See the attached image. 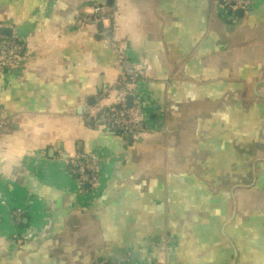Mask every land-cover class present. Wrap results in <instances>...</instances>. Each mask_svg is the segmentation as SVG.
Instances as JSON below:
<instances>
[{
    "label": "crops",
    "instance_id": "1",
    "mask_svg": "<svg viewBox=\"0 0 264 264\" xmlns=\"http://www.w3.org/2000/svg\"><path fill=\"white\" fill-rule=\"evenodd\" d=\"M95 6L115 20L80 18ZM253 6L230 25L212 0H0V28L29 58L0 76V264H158L165 242L171 264H233L232 244L236 264H264V155L247 182L244 143L228 141L264 101V0ZM116 27L154 129L133 142L84 122L116 78ZM77 154L101 162L98 193L80 194Z\"/></svg>",
    "mask_w": 264,
    "mask_h": 264
},
{
    "label": "built area",
    "instance_id": "2",
    "mask_svg": "<svg viewBox=\"0 0 264 264\" xmlns=\"http://www.w3.org/2000/svg\"><path fill=\"white\" fill-rule=\"evenodd\" d=\"M212 2L217 6L219 13H222L225 21H233L232 18L240 11L247 14L254 4V0H212ZM79 15L85 22L94 25L110 24L113 18H116V14L106 6H95L91 10L80 12ZM235 22L238 21L233 23ZM117 31L116 27L115 35L110 39L116 78L108 90L101 94L97 103L86 109L84 122L93 130L104 129L125 138L135 135H152L154 129L149 123L147 113L143 110L137 94V88L145 81V75L137 61L117 45ZM28 64L29 58L25 43L16 37L0 35V76L27 67ZM68 166L69 173L80 194L98 193L101 190L103 170L101 162L94 154L74 155L70 157ZM23 215L24 212L14 211L13 217L16 224L23 222ZM159 251L162 258L159 257L158 264H171L167 242L161 244Z\"/></svg>",
    "mask_w": 264,
    "mask_h": 264
},
{
    "label": "trees",
    "instance_id": "3",
    "mask_svg": "<svg viewBox=\"0 0 264 264\" xmlns=\"http://www.w3.org/2000/svg\"><path fill=\"white\" fill-rule=\"evenodd\" d=\"M252 8H250L249 12ZM232 19L233 21H228L230 25L233 24L234 21L241 20L238 15H235ZM123 49V48H122ZM124 50V49H123ZM126 51V50H125ZM136 61V60H135ZM248 92L253 95V90L249 89ZM239 109H242L241 107ZM246 114H249V106L246 107ZM264 123V101H258L254 106H252V110L250 112V119L246 118L243 122V130L242 127L232 126L228 127L230 131V138L228 141L236 148V142L239 141L240 147L244 143L245 153L244 162H245V177L247 182L252 181V173H251V164L252 161L257 157L264 155V139L258 136V129L261 128V125ZM238 128V129H237ZM104 130V129H101ZM105 132H108L104 130ZM112 134V133H111ZM113 136L122 137L120 134H112ZM141 138L151 136V135H137ZM152 137V136H151ZM260 138V143H257L256 138ZM124 139L128 141V138ZM26 227V225H24ZM23 231H19V234ZM158 262V261H157Z\"/></svg>",
    "mask_w": 264,
    "mask_h": 264
},
{
    "label": "water",
    "instance_id": "4",
    "mask_svg": "<svg viewBox=\"0 0 264 264\" xmlns=\"http://www.w3.org/2000/svg\"><path fill=\"white\" fill-rule=\"evenodd\" d=\"M238 16H239L240 19H243L246 16V13L244 11H240L238 13ZM11 34H12V30L11 29L8 30L6 28H0V35H8V36H11ZM261 85H264V80L261 81V82H259V83H257L255 85L254 93H255V95L257 97H260V98H263L264 99V96L263 95H260L259 92H258V88ZM100 88H103V80H101ZM129 139H130V142H133L134 141V136H130ZM260 161H264V159H258L256 162L258 163ZM256 165H255L254 170H253L254 171L255 180H256ZM232 246H233L234 254H235V258H234L233 264H236V261H237V258H238V254H237V250H236L234 244H232Z\"/></svg>",
    "mask_w": 264,
    "mask_h": 264
},
{
    "label": "bare ground",
    "instance_id": "5",
    "mask_svg": "<svg viewBox=\"0 0 264 264\" xmlns=\"http://www.w3.org/2000/svg\"><path fill=\"white\" fill-rule=\"evenodd\" d=\"M2 36H7V37H16L18 40H21L20 37L16 34H11V36L8 35H2Z\"/></svg>",
    "mask_w": 264,
    "mask_h": 264
},
{
    "label": "rangeland",
    "instance_id": "6",
    "mask_svg": "<svg viewBox=\"0 0 264 264\" xmlns=\"http://www.w3.org/2000/svg\"><path fill=\"white\" fill-rule=\"evenodd\" d=\"M247 97H250L251 98V94L249 92L247 93Z\"/></svg>",
    "mask_w": 264,
    "mask_h": 264
},
{
    "label": "flooded vegetation",
    "instance_id": "7",
    "mask_svg": "<svg viewBox=\"0 0 264 264\" xmlns=\"http://www.w3.org/2000/svg\"><path fill=\"white\" fill-rule=\"evenodd\" d=\"M252 7H254V6H252ZM249 13V12H248Z\"/></svg>",
    "mask_w": 264,
    "mask_h": 264
}]
</instances>
